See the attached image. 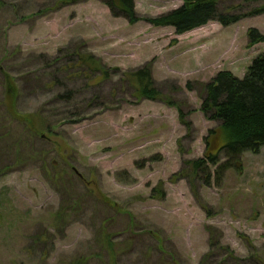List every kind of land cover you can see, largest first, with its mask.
<instances>
[{
    "label": "rangeland",
    "instance_id": "374dc122",
    "mask_svg": "<svg viewBox=\"0 0 264 264\" xmlns=\"http://www.w3.org/2000/svg\"><path fill=\"white\" fill-rule=\"evenodd\" d=\"M59 1L0 0V102L2 70L27 80L17 112L41 113L55 125L32 139L0 105V264H264V147L220 181L212 166L193 174L189 165L205 158V140L218 126L201 110L203 85L221 72L245 77L264 54V43L248 40L250 29L264 36V15L177 35L146 20L183 0H134L142 18L134 25L114 18L102 0ZM237 5L244 4L225 1L221 11ZM76 52L99 58L112 80L73 75ZM147 66L156 101L135 97L122 80ZM53 73L59 88L47 87ZM104 103L110 109L101 112ZM72 107L83 121L63 122ZM76 200L69 222L50 228L62 205ZM36 235L46 236L34 244ZM103 235L112 237L115 260L96 257Z\"/></svg>",
    "mask_w": 264,
    "mask_h": 264
},
{
    "label": "trees",
    "instance_id": "16d2710c",
    "mask_svg": "<svg viewBox=\"0 0 264 264\" xmlns=\"http://www.w3.org/2000/svg\"><path fill=\"white\" fill-rule=\"evenodd\" d=\"M77 1L60 0L57 6L64 7ZM225 1L236 0H183V5L180 8L147 19L146 22L154 27L173 28L177 35H183L204 27L210 22H218L222 26L228 27L244 19L264 15V0H238L242 1L244 5H237L231 10L229 9L227 13L221 11V4ZM102 2L110 9L114 18L126 19L131 25L142 21V18L135 11L134 0H102ZM250 6L251 8L246 13L238 15L232 13L241 10L242 7L248 9ZM248 40L249 47H253L264 43V36L258 30L250 29ZM76 56H78V60L69 65L77 70V73L73 75L85 76L87 80L91 79L93 84L112 80V70L104 66L102 61L93 54L82 55L76 52ZM60 60L61 58L53 59L49 69L54 70V66L57 62L60 64ZM1 74L5 82V101L0 102V105H4L7 117L9 115L13 119L22 120L32 139H44L43 137L46 135L53 134L55 125L44 118L41 113L32 117H25L16 110L18 98L23 91L21 85H25L27 80L25 78H12L6 71L2 70ZM122 80L129 84L134 90L133 95L136 97L137 94L139 99L149 101L161 99L149 66L138 71L123 73ZM59 84V77L54 73L51 74L47 87L59 88ZM189 87L192 86L189 85ZM203 92L201 110L207 120L216 122L218 126L210 130L205 140V158L193 161L189 165L193 174L205 169L206 166H212L215 168L216 180L220 181L226 171L241 163L245 154H259L264 147V54L259 55L253 61L243 79L235 77L230 72H221L210 83L203 85ZM97 108L101 112L110 109L105 103ZM95 110L98 109L95 108ZM64 116L67 118L63 122L74 124L83 121L86 115L81 113V110L72 107ZM211 176L210 174L205 181L208 186H211ZM105 202L109 203V201ZM64 204L52 216L50 228L59 229L67 224L69 213L74 210L75 204L77 207L80 205V201L76 200L74 204ZM44 236L46 235H36L33 238V243L42 242ZM111 239L112 237L107 235L101 237L100 254L96 256L99 261L104 256L116 259L117 254L112 251ZM93 260L95 258H92L90 262ZM70 264H89V258L78 259L70 262ZM110 264L112 263L110 262Z\"/></svg>",
    "mask_w": 264,
    "mask_h": 264
}]
</instances>
